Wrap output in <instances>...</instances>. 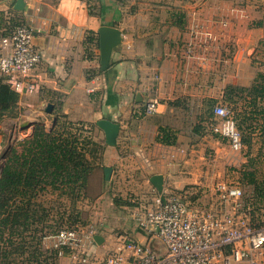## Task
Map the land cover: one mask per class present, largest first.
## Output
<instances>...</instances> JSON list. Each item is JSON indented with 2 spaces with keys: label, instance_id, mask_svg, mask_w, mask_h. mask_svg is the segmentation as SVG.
I'll list each match as a JSON object with an SVG mask.
<instances>
[{
  "label": "crops",
  "instance_id": "crops-1",
  "mask_svg": "<svg viewBox=\"0 0 264 264\" xmlns=\"http://www.w3.org/2000/svg\"><path fill=\"white\" fill-rule=\"evenodd\" d=\"M18 1L0 0V32L5 20L30 25L39 31L34 44L43 56L31 74L38 89L20 95L24 115L18 120L48 127L51 118V129L59 116L78 123L91 140L87 157L95 164L94 176L102 174V188L121 198L135 194L139 202L151 201L148 194L159 192L151 183L154 176H163L164 194L235 183L247 193L245 206L251 199L254 209L261 205L253 220L263 222L264 199L256 194L264 191V182L248 184L241 169L246 165L257 172L258 183L264 181V98L253 101L248 95L264 87V0H23V10H16ZM104 26L122 33L106 72L100 67L98 33ZM91 36L98 45L88 42ZM94 77L102 84L89 95ZM232 92L239 94L237 122L250 136V160L240 155L239 171L231 174L226 164L234 154L226 140L211 133L208 115L216 105L230 106ZM151 100L159 101L158 112L145 116L142 110ZM102 120L119 126L114 146L98 126ZM116 219L113 224L126 226L127 218ZM104 222L96 226L97 236L110 231L111 222ZM132 230V239L146 242ZM106 239L92 249L95 254ZM51 247L48 238L44 248ZM57 264L74 263L66 257Z\"/></svg>",
  "mask_w": 264,
  "mask_h": 264
},
{
  "label": "built area",
  "instance_id": "built-area-1",
  "mask_svg": "<svg viewBox=\"0 0 264 264\" xmlns=\"http://www.w3.org/2000/svg\"><path fill=\"white\" fill-rule=\"evenodd\" d=\"M37 33L26 23L0 32V78H6L19 96L38 89L31 80L43 60L34 44ZM187 53L191 55L192 49ZM101 84L100 77H94L87 93L96 94ZM158 107L159 101L151 100L143 114L155 115ZM213 114L212 133L226 140L234 154L242 155L245 145L234 115L223 105L216 106ZM215 189L224 208L220 213L191 205L175 193L154 192L149 204L140 205L132 214L145 243L116 236L113 247L99 257L90 250L97 236L96 228L90 226L61 230L48 237L51 249L57 252L58 260L67 257L74 264H262L264 225L253 224L252 206H245L244 190L239 184L223 181ZM157 242L160 248L154 247Z\"/></svg>",
  "mask_w": 264,
  "mask_h": 264
},
{
  "label": "trees",
  "instance_id": "trees-1",
  "mask_svg": "<svg viewBox=\"0 0 264 264\" xmlns=\"http://www.w3.org/2000/svg\"><path fill=\"white\" fill-rule=\"evenodd\" d=\"M2 24H6V30H10L23 22L5 20ZM88 42H95L98 45V39L96 42L94 37L92 41V36L88 38ZM232 93L235 94V98H230L231 105L226 108L237 121L239 94ZM249 94L253 101L264 98V87H254ZM19 99L20 96L12 90L6 78H0V122L6 117L17 118ZM251 106L257 108L254 102ZM208 116L209 124H214L213 112ZM237 124L245 145L244 157L250 160L248 156L250 149L246 144L250 142V136L244 135L238 122ZM77 125L79 124L69 121L65 116L57 118L53 129L37 123L32 135L20 142L21 150L12 151L11 160L0 177V264H57V252L44 248L46 238L58 234L61 230L88 226L81 218L83 214L73 208L69 212L65 209L66 214L62 215L55 226H50L55 215L51 211L52 206L47 195L57 193L58 196H67L69 200L79 203L86 199L91 187L90 180L96 169L94 162L87 157L91 140L88 136H81L83 129ZM76 128L80 131L78 137L75 134ZM84 132L85 130L83 134ZM250 167L253 166L248 165V168ZM245 168L246 165L241 169L243 181L255 187H258V184L262 186L264 181L258 183L257 172H250ZM188 189L175 194L191 204L197 195L192 192L195 188ZM257 195L264 199L263 189ZM254 205L251 199L252 222L257 227L263 226L264 220L259 223L253 220L256 217V210H262L261 205L255 209Z\"/></svg>",
  "mask_w": 264,
  "mask_h": 264
},
{
  "label": "rangeland",
  "instance_id": "rangeland-1",
  "mask_svg": "<svg viewBox=\"0 0 264 264\" xmlns=\"http://www.w3.org/2000/svg\"><path fill=\"white\" fill-rule=\"evenodd\" d=\"M18 116L17 118L11 116L6 117L0 122V177L11 160V154L12 151L15 149L17 151L21 150L20 142L29 138L32 133L34 132V128L36 123H32L30 125H25L28 123H24L23 120H18L24 115V110L17 109ZM23 119V118H22ZM50 123L48 124V129H51V118ZM43 125L46 126V123H43ZM33 127L32 133L29 132L30 128ZM77 129V128H76ZM76 136L78 137L80 131H76ZM81 136H84L83 130L81 131ZM91 150H96L95 148H91ZM230 153V150H229ZM233 153V152H232ZM234 154V153H233ZM229 157V155H228ZM241 156H237V154L230 155L226 168L229 169V172L232 174L233 172L237 173L239 170L240 165V158ZM238 175V174H236ZM103 177L102 174L100 177H95L94 174L91 177L90 180V190L86 194V199L81 200L79 203L75 202V200H69L67 196H58L57 193L51 194L49 193L47 195L48 202L51 203V211L55 215V219L53 222L50 223V226H55V223L58 222V220L66 214L64 210L71 211L72 208L76 210V212H81V218L83 219L84 224L88 225L86 228L90 226H101L102 222H111L110 231L104 230L102 236L104 238H107L106 246L103 249L102 252H97L96 254L99 256H104L115 243V240L117 239L116 236L124 235L127 237H130V230L134 229L137 233V226L131 219L132 210H134L136 207H139L143 204V206L148 205L150 201L148 202H139L137 200V196L135 194H132L130 196L124 195V199H122L118 193L113 192L112 190L105 189L102 186L105 184L103 183ZM218 183V182H217ZM217 185V184H216ZM215 185V187H216ZM206 189V188H205ZM205 189H192V192L197 195L196 200L191 202V205L203 207L209 210H212L215 213H220L221 211H224V208L220 205V201L218 199V193L216 192V189L210 191ZM243 189V188H242ZM154 194V193H153ZM245 195L247 197V193L245 192ZM98 197H100L98 199ZM148 199H152L153 195L152 193L148 194ZM79 201V200H78ZM73 202V203H72ZM77 203V204H76ZM119 204V205H116ZM123 206L124 208L120 207ZM125 205V206H124ZM119 207V208H118ZM69 208V209H67ZM79 208V209H77ZM230 207H228L229 209ZM120 209V210H119ZM230 210V209H229ZM63 215V216H62ZM66 216V215H65ZM119 216H123L127 219H125V225L128 227L125 230L126 226L117 225L116 222L113 224L112 221H117L116 218ZM73 218V217H72ZM129 218V220H128ZM103 220V221H102ZM61 222V220H60ZM82 222V223H83ZM109 226V223H106ZM122 226V228H120ZM114 228L113 229H111ZM100 230V229H99ZM133 231V230H132ZM101 233V232H99ZM133 236V235H132ZM131 238V237H130ZM97 244H92L90 250H96L98 247ZM103 246V245H102ZM155 248H160V244L157 242L154 244ZM16 264V263H14Z\"/></svg>",
  "mask_w": 264,
  "mask_h": 264
},
{
  "label": "water",
  "instance_id": "water-1",
  "mask_svg": "<svg viewBox=\"0 0 264 264\" xmlns=\"http://www.w3.org/2000/svg\"><path fill=\"white\" fill-rule=\"evenodd\" d=\"M24 1L19 0L15 6L16 10H23ZM99 33V48H100V67L103 72H106L109 67L113 57V54L117 51L119 46L122 44V33L113 27L104 26L100 28ZM53 110V105H49L46 109L47 114H51ZM56 120H54V123ZM25 125H30L25 124ZM100 129L105 132L106 142L108 145L114 146L116 144V139L119 133V126L108 120H102L98 123ZM106 179H109L111 169H106ZM154 187L161 192L164 185L163 176H154L151 180ZM97 245H102L104 243V238L102 236H95L94 238Z\"/></svg>",
  "mask_w": 264,
  "mask_h": 264
}]
</instances>
